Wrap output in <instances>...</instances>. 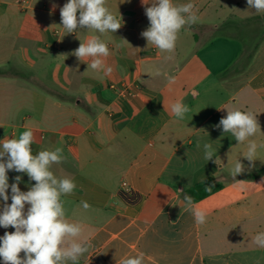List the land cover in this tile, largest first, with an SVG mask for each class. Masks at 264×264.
Returning <instances> with one entry per match:
<instances>
[{
  "label": "crops",
  "instance_id": "1",
  "mask_svg": "<svg viewBox=\"0 0 264 264\" xmlns=\"http://www.w3.org/2000/svg\"><path fill=\"white\" fill-rule=\"evenodd\" d=\"M67 2L0 0V141L31 130L33 154L63 150L65 159L51 170L77 184L61 199L90 244L79 264H119L139 253L144 264H264V248L254 243L264 232V148L250 164L248 141L215 127L227 110L251 112L261 132L249 140L264 144V12L247 0H174L194 3L199 20L180 30L169 54L141 36L153 0H106L122 27L103 34H67L60 15ZM198 26L211 30L198 33ZM247 28L248 40L241 34ZM92 36L107 44L110 55L102 59L111 74L71 54ZM111 84L134 96L116 95ZM176 101L191 109L182 120L171 112ZM205 143L216 150L209 161ZM237 160L256 168L233 179ZM7 175L9 185L21 175L24 192L35 184L26 173ZM210 176L224 187L193 203L207 211L198 224L178 202ZM3 204L0 198V210ZM14 231L0 227V237Z\"/></svg>",
  "mask_w": 264,
  "mask_h": 264
},
{
  "label": "clouds",
  "instance_id": "2",
  "mask_svg": "<svg viewBox=\"0 0 264 264\" xmlns=\"http://www.w3.org/2000/svg\"><path fill=\"white\" fill-rule=\"evenodd\" d=\"M142 3L148 4L145 0ZM247 5L256 12H264V0H247ZM56 7L58 6L53 4L52 11ZM194 9L192 2L178 4L174 0H153L151 6L145 7L150 26L141 32V36L147 40L148 45H154L161 52L173 53L180 30L199 20ZM60 15L62 27L67 34L84 29L101 34L115 33L122 27L121 15L117 18L106 7V0H68L60 8ZM122 40L128 44L126 40ZM71 54L80 61L92 58L87 69H103L106 75L112 72L111 67L105 68L102 59L110 55L109 48L99 36L87 39L86 43H81ZM173 79L170 78V81ZM190 111L182 101L171 104V112L178 119H184ZM215 127L222 128L224 133H230L239 143L248 141L247 152L243 156L250 164L256 160L257 149L264 148V144L258 145L255 140H249L261 132L256 115L251 112L227 110V116L221 118ZM33 143L31 130L23 131L18 138L5 136L0 141V198L4 202L0 210V227L15 229L0 237V258L3 264H79L81 257L89 251L90 244L87 240L80 239L84 230L82 223L67 219L61 199L62 196L72 195L77 184L68 177L58 178L51 170L53 165L61 164L65 159L61 148L41 150L33 154ZM203 148L205 160H212L216 150L210 143H205ZM10 170L26 173L35 184L28 191H21L18 185L23 178L17 175L15 182L9 185L7 173ZM244 170V165L237 160L231 170L232 178ZM237 183L243 184L244 181ZM9 187L11 196L8 194ZM205 190L210 192L212 187H205ZM9 199L10 204L7 203ZM26 204L29 205L27 211ZM81 204L85 210L90 207L87 201H81ZM178 205L190 211L196 223L206 222L207 211L194 207L190 196L184 195ZM254 243L264 248V232L255 236ZM21 252L24 253L23 257L20 256ZM144 260V253H139L137 256L121 259L119 264H144Z\"/></svg>",
  "mask_w": 264,
  "mask_h": 264
},
{
  "label": "trees",
  "instance_id": "3",
  "mask_svg": "<svg viewBox=\"0 0 264 264\" xmlns=\"http://www.w3.org/2000/svg\"><path fill=\"white\" fill-rule=\"evenodd\" d=\"M249 57L250 56L246 57L247 60ZM0 76H4V72L2 70H0ZM203 181L205 182L203 183ZM205 187H212V190L210 192L206 191ZM223 187V183L217 177L210 176L199 181L188 189H185L184 195L190 196L193 200V203H197L220 191Z\"/></svg>",
  "mask_w": 264,
  "mask_h": 264
},
{
  "label": "built area",
  "instance_id": "4",
  "mask_svg": "<svg viewBox=\"0 0 264 264\" xmlns=\"http://www.w3.org/2000/svg\"><path fill=\"white\" fill-rule=\"evenodd\" d=\"M26 0H18V5L23 6ZM136 88L139 90L140 86L136 85ZM109 89L112 90L116 95L121 97L134 96L131 91L124 85L111 84Z\"/></svg>",
  "mask_w": 264,
  "mask_h": 264
},
{
  "label": "rangeland",
  "instance_id": "5",
  "mask_svg": "<svg viewBox=\"0 0 264 264\" xmlns=\"http://www.w3.org/2000/svg\"><path fill=\"white\" fill-rule=\"evenodd\" d=\"M200 26H198L196 29H197V32L198 33H201V31H205V32H207L209 29L211 30V28H210V26H203L202 28H199ZM209 30V31H210ZM214 31L212 30V32L211 33H213ZM250 29L249 28H247L246 30H245V33L243 34V31L241 30V34H242V36H244V38H247V40L248 39H250ZM72 59H70V61H71ZM72 71V70H71ZM255 168L256 167H246L245 168V170H244V172H253L254 170H255ZM20 256L22 257V254L20 253ZM3 264V263H2Z\"/></svg>",
  "mask_w": 264,
  "mask_h": 264
}]
</instances>
